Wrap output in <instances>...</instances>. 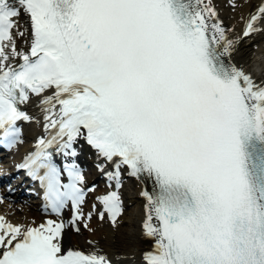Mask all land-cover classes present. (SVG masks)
I'll return each instance as SVG.
<instances>
[{"label": "snow or ice", "instance_id": "1", "mask_svg": "<svg viewBox=\"0 0 264 264\" xmlns=\"http://www.w3.org/2000/svg\"><path fill=\"white\" fill-rule=\"evenodd\" d=\"M261 23L264 0L235 39L214 0H0V144L23 143L21 122L42 127L17 168L57 217L0 216V264H113L64 242L97 211L83 208L95 187L74 162L80 141L113 167L97 165L100 221L119 227L125 174L151 182L142 264H264V80L231 60Z\"/></svg>", "mask_w": 264, "mask_h": 264}, {"label": "bare ground", "instance_id": "2", "mask_svg": "<svg viewBox=\"0 0 264 264\" xmlns=\"http://www.w3.org/2000/svg\"><path fill=\"white\" fill-rule=\"evenodd\" d=\"M261 2L262 0H237L239 6L233 10L228 5V0H214L225 26L233 29L231 33L233 39L242 35L249 14H254ZM21 20L26 23L23 17ZM258 27L261 29L260 31L240 40L231 57L233 63L250 73L257 82L264 80V23L259 24ZM20 43L22 41H18V45ZM26 110L38 115L37 110L32 106ZM38 130L43 131L40 126H38ZM33 133L32 130H25L22 139ZM31 143L23 144L19 151L29 153L32 150L30 148ZM77 146L82 149L81 154L88 157L89 161L104 166L108 171L113 170L111 165L105 164L102 159L97 158L94 150L83 144ZM76 150L78 151V148ZM98 170L100 171L99 168ZM101 174L102 178L99 180L98 176L85 173L87 185L95 187L94 192L87 194L86 203L83 206L85 213L92 211V205L95 204L97 207V211L93 213V218L90 221L92 231L84 229L82 225L80 233L67 228L64 242L66 245H73L80 249L99 250L101 254L111 257L112 261L117 260L114 262L115 264L118 262L142 264V253L149 248V242L142 236L141 224L144 217L143 205L145 201L139 193L145 186L150 188V183L145 185L135 178L123 176V187L120 191L124 202V214L121 217L119 227L114 228L107 219L100 221L98 218V211L102 210V206L96 197L110 190L106 175L103 172ZM4 191L5 189H0V216L4 217L7 222L14 225H32L35 222L38 225L47 219H57L55 215H51L41 205L37 204V201L26 205L24 202H17L18 199H15L14 195L5 194ZM62 218L65 221L71 219V208L66 210ZM88 241L94 243L89 245Z\"/></svg>", "mask_w": 264, "mask_h": 264}, {"label": "rangeland", "instance_id": "3", "mask_svg": "<svg viewBox=\"0 0 264 264\" xmlns=\"http://www.w3.org/2000/svg\"><path fill=\"white\" fill-rule=\"evenodd\" d=\"M133 191V190H132ZM26 200V197H22V202Z\"/></svg>", "mask_w": 264, "mask_h": 264}]
</instances>
